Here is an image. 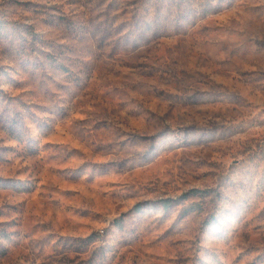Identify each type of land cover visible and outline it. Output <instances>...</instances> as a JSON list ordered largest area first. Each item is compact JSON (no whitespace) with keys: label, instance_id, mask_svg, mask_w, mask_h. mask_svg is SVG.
<instances>
[{"label":"rangeland","instance_id":"374dc122","mask_svg":"<svg viewBox=\"0 0 264 264\" xmlns=\"http://www.w3.org/2000/svg\"><path fill=\"white\" fill-rule=\"evenodd\" d=\"M0 264H264V0H0Z\"/></svg>","mask_w":264,"mask_h":264}]
</instances>
